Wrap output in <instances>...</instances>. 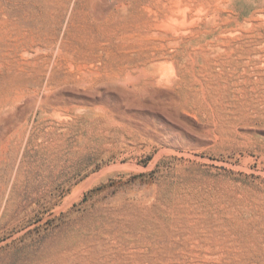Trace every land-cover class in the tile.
Returning <instances> with one entry per match:
<instances>
[{
  "label": "rangeland",
  "instance_id": "374dc122",
  "mask_svg": "<svg viewBox=\"0 0 264 264\" xmlns=\"http://www.w3.org/2000/svg\"><path fill=\"white\" fill-rule=\"evenodd\" d=\"M0 264H264V0H0Z\"/></svg>",
  "mask_w": 264,
  "mask_h": 264
},
{
  "label": "bare ground",
  "instance_id": "6f19581e",
  "mask_svg": "<svg viewBox=\"0 0 264 264\" xmlns=\"http://www.w3.org/2000/svg\"><path fill=\"white\" fill-rule=\"evenodd\" d=\"M183 17H184V15H183ZM176 19V18H175Z\"/></svg>",
  "mask_w": 264,
  "mask_h": 264
}]
</instances>
